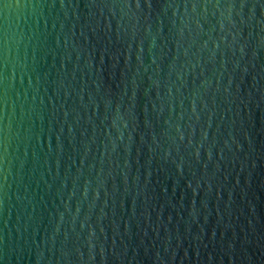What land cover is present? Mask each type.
<instances>
[{
  "label": "water",
  "instance_id": "water-1",
  "mask_svg": "<svg viewBox=\"0 0 264 264\" xmlns=\"http://www.w3.org/2000/svg\"><path fill=\"white\" fill-rule=\"evenodd\" d=\"M0 264H264V0H0Z\"/></svg>",
  "mask_w": 264,
  "mask_h": 264
}]
</instances>
